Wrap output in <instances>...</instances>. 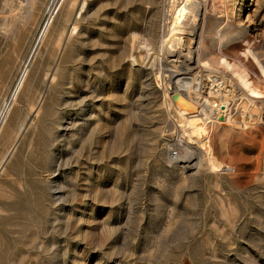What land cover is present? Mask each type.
<instances>
[{
	"label": "rangeland",
	"instance_id": "obj_1",
	"mask_svg": "<svg viewBox=\"0 0 264 264\" xmlns=\"http://www.w3.org/2000/svg\"><path fill=\"white\" fill-rule=\"evenodd\" d=\"M170 1L80 0L30 64L49 0L0 32V264H264V145L244 136L250 125L212 124L207 144L234 169L212 172L184 137L172 98L187 89L156 55ZM193 9L203 16L180 45L190 64L179 76L195 92L217 80L238 95L226 70L198 63L245 37L264 63V0ZM137 23L155 33L144 67ZM53 76L62 85L48 92ZM49 96L57 105L42 110ZM256 112L242 115L257 123Z\"/></svg>",
	"mask_w": 264,
	"mask_h": 264
},
{
	"label": "bare ground",
	"instance_id": "obj_2",
	"mask_svg": "<svg viewBox=\"0 0 264 264\" xmlns=\"http://www.w3.org/2000/svg\"><path fill=\"white\" fill-rule=\"evenodd\" d=\"M79 1L80 0H49L45 17L39 28L37 36L39 37L38 42L28 64L31 63L35 56L37 57L39 50L46 46L48 39L55 34L59 18L63 13L67 15L76 7L83 11L86 4L83 2L82 7H79ZM35 2L36 0H0V32L3 30L5 31L7 22L14 21L13 19L18 16L22 17L24 24H26L29 18L31 19L32 17V5ZM174 3L175 0H171L169 3L168 16L171 18L168 23L170 24V28L162 40L160 51L156 55L159 56L160 54L162 58L164 57V63L167 67L174 69L171 71V73H174L173 77L178 76L174 83L182 89H187L186 92L183 93L181 91L177 92L172 98V109L180 118L178 127L184 130V137H187L191 143L199 144V148L203 152L209 169L212 172H219L228 165L218 161L213 147L207 144L209 140V126L211 127L212 124L216 123L226 128H243L246 125H250V127L243 132L244 136L264 145V118L261 113L264 107V63L260 57L252 51L254 43L247 37L243 38L241 42L231 40L225 49L216 50L218 51L217 59L213 56L214 54L207 52L208 49L205 48L204 52L206 51L210 58L206 60L200 58L197 68L212 69L213 66L223 68L235 81L240 92L236 95V93L231 91L232 89H223L224 87L221 83H217V80H212L210 87L208 86L209 82L199 87L201 91L202 89L209 90V88L212 90L209 92L208 97L203 98L204 102H199L198 97H196L199 89L197 90L198 92H195L193 88L195 85L193 86L191 83L183 81L184 78L179 75H183L184 73L178 69L184 65L190 64V58H188L189 53L181 54L180 45H185L186 48L190 47L192 42L190 36L194 35L195 28H198L197 19L200 20L202 18L203 12L202 9H193L196 0H184L182 4L176 7ZM204 10H206V3L204 4ZM76 28L77 27H73L72 29L76 30ZM134 34L137 36V53L133 55V57L136 55L134 65L144 67L148 55L150 54L149 57H152L155 51L152 45V42L155 40V33L151 28L147 29L142 23H140V25L137 23L134 28ZM202 46L204 47L203 43ZM63 50L64 47L61 45L59 54H61ZM145 52L146 56L143 55ZM184 57L187 58L184 59ZM45 75L48 74L46 73ZM205 77V81L207 82L209 78L208 76ZM61 85L60 79L53 76L51 87L48 92H56ZM216 87L217 89H215ZM218 92L222 93L219 94ZM43 97L44 95L41 96L39 104L42 103ZM233 101H236L234 104L235 107L231 108L230 106ZM55 105H57L56 100H53L49 96L47 101L43 102L41 109L46 110L48 108H54ZM256 109L257 123L254 122L255 118L249 122V117L247 118L242 115L247 111L254 112ZM7 110L3 109L0 113V131L4 124V114ZM198 139H201V141H198ZM229 149L232 151L234 150L230 145ZM1 169H3V163L0 165V170Z\"/></svg>",
	"mask_w": 264,
	"mask_h": 264
},
{
	"label": "built area",
	"instance_id": "obj_3",
	"mask_svg": "<svg viewBox=\"0 0 264 264\" xmlns=\"http://www.w3.org/2000/svg\"><path fill=\"white\" fill-rule=\"evenodd\" d=\"M225 170H226V172H233L234 169L226 167Z\"/></svg>",
	"mask_w": 264,
	"mask_h": 264
}]
</instances>
